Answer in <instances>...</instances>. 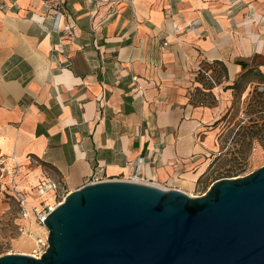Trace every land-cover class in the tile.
<instances>
[{
  "label": "crops",
  "instance_id": "0c3cea01",
  "mask_svg": "<svg viewBox=\"0 0 264 264\" xmlns=\"http://www.w3.org/2000/svg\"><path fill=\"white\" fill-rule=\"evenodd\" d=\"M61 1L0 0L1 162L23 191L98 173L187 193L230 130L234 83L264 82V0Z\"/></svg>",
  "mask_w": 264,
  "mask_h": 264
},
{
  "label": "water",
  "instance_id": "95a60500",
  "mask_svg": "<svg viewBox=\"0 0 264 264\" xmlns=\"http://www.w3.org/2000/svg\"><path fill=\"white\" fill-rule=\"evenodd\" d=\"M40 258L0 264H264V165L200 196L122 179L87 183L48 215Z\"/></svg>",
  "mask_w": 264,
  "mask_h": 264
},
{
  "label": "rangeland",
  "instance_id": "374dc122",
  "mask_svg": "<svg viewBox=\"0 0 264 264\" xmlns=\"http://www.w3.org/2000/svg\"><path fill=\"white\" fill-rule=\"evenodd\" d=\"M220 80L217 77V82ZM254 84L256 82L251 86ZM244 86L242 82L233 93L231 117L225 120V126L230 127V130L220 141L217 158L198 182L185 188L188 194L203 195L220 178L243 176L264 165V95L255 90L249 91L243 98ZM204 98V103H208L209 96ZM236 117H239L238 120H235ZM19 172L18 166L10 168L0 160V256L9 253L29 254L37 241H44L48 236L47 228L39 225L34 216L24 219L21 198L28 195L33 202L38 203L34 206L39 208L59 201L54 196L48 202L51 199L45 197V191L39 192L38 182L35 186L24 185L27 191L21 190L16 178Z\"/></svg>",
  "mask_w": 264,
  "mask_h": 264
},
{
  "label": "built area",
  "instance_id": "2783aa9c",
  "mask_svg": "<svg viewBox=\"0 0 264 264\" xmlns=\"http://www.w3.org/2000/svg\"><path fill=\"white\" fill-rule=\"evenodd\" d=\"M45 4L49 8L55 9L56 13H57L56 15L61 13L63 10V2L61 0H45ZM164 44L166 45L167 42H165ZM197 70L200 71L201 73H203L205 75V77L212 84L216 85L218 83L216 77L214 76V74L210 70L205 69L202 66H199ZM251 84L252 83L247 84L246 90L243 93V98H245V96H246L245 94H248L249 91L253 92L255 90L257 93L264 95V83L256 82V84H254L253 86H251ZM138 91L141 92L140 87H138ZM242 118H244V115H242ZM247 119H248V117H247ZM142 160L143 159H139V162H141ZM104 180H108V179H105L101 175L96 173L91 177V180L89 183H96V182H101ZM129 180L135 181V182H143V181H140L138 179V176L136 174L132 179H129ZM38 187H39L40 193H43L44 191H53L55 198L59 199V201H58L59 204L61 203L60 199L64 200L65 197L71 192V191H69V189L66 186V184L64 183V181L59 177H56V178H52V177L50 178L49 177L47 180H43L38 185ZM165 189H170V188H165ZM21 207H22V213H23L25 218L34 216L36 222L39 225H43V226H45V221H46L49 213L53 210V207L51 205H44L43 208H39V207L32 205L31 208H28L26 205L25 198H21ZM47 248H48V236L46 237V240H44V241L43 240L37 241L35 247L32 249V252L30 253V255L34 256L35 258H40L42 256V254L46 251Z\"/></svg>",
  "mask_w": 264,
  "mask_h": 264
},
{
  "label": "trees",
  "instance_id": "16d2710c",
  "mask_svg": "<svg viewBox=\"0 0 264 264\" xmlns=\"http://www.w3.org/2000/svg\"><path fill=\"white\" fill-rule=\"evenodd\" d=\"M259 75L257 73H253L252 69L247 70L245 73L241 75V77L234 83V88H240L242 82L245 83V86L242 88V95L246 90L247 84L258 82V83H264L263 81H260Z\"/></svg>",
  "mask_w": 264,
  "mask_h": 264
},
{
  "label": "bare ground",
  "instance_id": "6f19581e",
  "mask_svg": "<svg viewBox=\"0 0 264 264\" xmlns=\"http://www.w3.org/2000/svg\"><path fill=\"white\" fill-rule=\"evenodd\" d=\"M191 185H193V184H191ZM53 195V196H52ZM189 195H191V196H193V197H196L197 195H194V194H189ZM45 197H48L49 199H51L50 201H48V202H51L52 200H53V198H54V194H53V191H45ZM25 201H26V205L28 206V207H31L32 205H36V204H38V203H35V202H33L32 200H31V198H29L28 197V195H26L25 196ZM46 201V200H45ZM63 201V200H62ZM61 201V202H62ZM59 203L57 202V203H55V204H53V205H51L52 207H53V209L58 205ZM24 219H26V218H24ZM33 244H34V242H33ZM31 253V252H30ZM30 253L29 254H27V255H30Z\"/></svg>",
  "mask_w": 264,
  "mask_h": 264
}]
</instances>
